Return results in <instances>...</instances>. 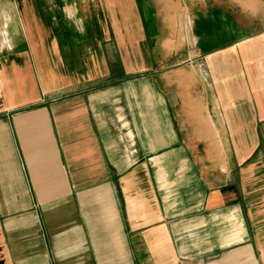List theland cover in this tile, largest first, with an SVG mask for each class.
<instances>
[{
    "label": "crops",
    "instance_id": "crops-1",
    "mask_svg": "<svg viewBox=\"0 0 264 264\" xmlns=\"http://www.w3.org/2000/svg\"><path fill=\"white\" fill-rule=\"evenodd\" d=\"M0 264H264V0H0Z\"/></svg>",
    "mask_w": 264,
    "mask_h": 264
}]
</instances>
